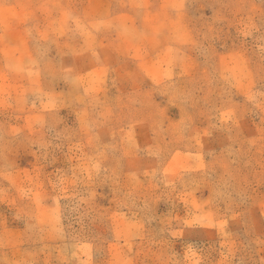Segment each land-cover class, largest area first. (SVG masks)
Returning a JSON list of instances; mask_svg holds the SVG:
<instances>
[{"label": "rangeland", "instance_id": "1", "mask_svg": "<svg viewBox=\"0 0 264 264\" xmlns=\"http://www.w3.org/2000/svg\"><path fill=\"white\" fill-rule=\"evenodd\" d=\"M0 264H264V0H0Z\"/></svg>", "mask_w": 264, "mask_h": 264}]
</instances>
